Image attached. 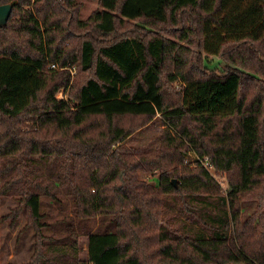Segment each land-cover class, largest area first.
Listing matches in <instances>:
<instances>
[{
  "label": "trees",
  "instance_id": "16d2710c",
  "mask_svg": "<svg viewBox=\"0 0 264 264\" xmlns=\"http://www.w3.org/2000/svg\"><path fill=\"white\" fill-rule=\"evenodd\" d=\"M98 3L81 20L78 0H0L12 6L0 27V175L13 172L0 204L19 186L0 225L28 214L35 264H264V0ZM124 20L138 29L118 33ZM72 67L89 74L74 91ZM163 79L180 81L175 98ZM122 114L163 127L81 144L82 116ZM192 152L229 173L224 193L202 163L185 164ZM37 157L61 160L67 193L31 177ZM42 197L60 205L56 225Z\"/></svg>",
  "mask_w": 264,
  "mask_h": 264
},
{
  "label": "rangeland",
  "instance_id": "374dc122",
  "mask_svg": "<svg viewBox=\"0 0 264 264\" xmlns=\"http://www.w3.org/2000/svg\"><path fill=\"white\" fill-rule=\"evenodd\" d=\"M78 1L80 2V10L76 17L81 20H86L90 13L101 8L98 0ZM130 29H138V24H136L134 20L120 21L116 27V31L118 33L125 32V34H129L130 31L128 30ZM99 38L102 37L99 35ZM77 41V38L68 37L65 40V45H67L66 48L73 50L74 52H78ZM188 46L192 52L197 50L195 43H190ZM201 54L204 55V53ZM207 58L210 60L209 65H211L212 62L215 63L217 61V58L212 57L211 55H208ZM51 63H49L47 69ZM55 66L56 67L52 70H55L56 72L63 70V68L59 65L55 64ZM186 69L192 70L193 68L187 66ZM70 70V84L72 85V89L74 91L89 76V74L86 72H79L78 70H75L74 67L70 68ZM203 71H206V69L203 68ZM179 82L180 81L177 80L170 82L167 79H163L162 86L165 89L167 99L175 98L174 93L175 91H179L180 88ZM79 126L81 130L80 141L83 146L104 140L107 138V136L113 137V134H115L116 130L118 129L127 132L125 142L129 143V141H133L132 138H134L140 130H147V133H150L154 130L156 133L163 127L161 125V119L159 115L149 116L142 114L84 115L80 118ZM153 136L154 135L151 134L149 137L152 138ZM153 146H155L154 143ZM195 156L196 153L194 152L190 154L188 153L184 160L185 164L186 160L190 161L195 158ZM60 161V159L49 160L45 157H37L29 161V165L34 170V173L31 175V177L34 178L38 183L46 186L52 193L65 194L69 191V188L65 180L62 178ZM3 163L4 159L0 158V165ZM188 167L194 168L193 165H189ZM211 170V174L216 177V179L220 182L221 188L225 190L227 186V179L230 176L229 173H225L220 170ZM12 174L13 172L0 175V184L4 182V179H7ZM141 177L153 181L156 177V174L148 173L141 175ZM18 189L19 186H14L11 193L8 196L2 198L0 204L1 214H7L11 207H15L16 203L14 202L12 196L17 194ZM41 199V211L46 214L44 219L56 225L61 220V213L59 212L60 205L54 203L49 198L42 197ZM21 211L19 212L16 223L12 228L7 226V221L0 225V264H6L7 262H13L14 264H35L34 261H32L33 259H31V255L34 251V231L33 228L27 224L29 220L28 214L25 213V211ZM64 212H66V210H64ZM89 225H91L92 228L94 227L92 222H89ZM59 227L61 228L62 226L60 225ZM45 232L50 233L51 229H46ZM79 242L81 246L80 255L84 257V251L86 249V237L80 236Z\"/></svg>",
  "mask_w": 264,
  "mask_h": 264
},
{
  "label": "water",
  "instance_id": "95a60500",
  "mask_svg": "<svg viewBox=\"0 0 264 264\" xmlns=\"http://www.w3.org/2000/svg\"><path fill=\"white\" fill-rule=\"evenodd\" d=\"M12 6L11 4H0V27L4 26L11 14ZM175 184V180H172Z\"/></svg>",
  "mask_w": 264,
  "mask_h": 264
},
{
  "label": "built area",
  "instance_id": "2783aa9c",
  "mask_svg": "<svg viewBox=\"0 0 264 264\" xmlns=\"http://www.w3.org/2000/svg\"><path fill=\"white\" fill-rule=\"evenodd\" d=\"M49 67H50V68H55L56 66H55V64L52 63ZM195 159H196V162H200V163H202V165H203L204 167H207L208 170L212 173V170H211L212 168L208 165V158L201 159V158L195 156ZM221 193H224V189H222Z\"/></svg>",
  "mask_w": 264,
  "mask_h": 264
}]
</instances>
